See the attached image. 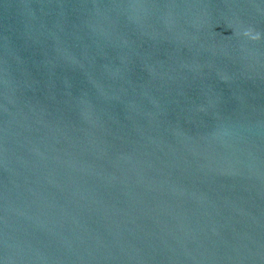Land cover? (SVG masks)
I'll return each instance as SVG.
<instances>
[{
  "label": "water",
  "instance_id": "1",
  "mask_svg": "<svg viewBox=\"0 0 264 264\" xmlns=\"http://www.w3.org/2000/svg\"><path fill=\"white\" fill-rule=\"evenodd\" d=\"M0 264H264V0H0Z\"/></svg>",
  "mask_w": 264,
  "mask_h": 264
}]
</instances>
